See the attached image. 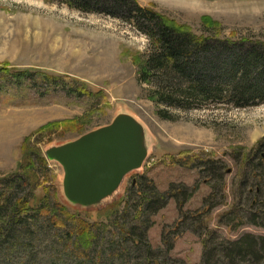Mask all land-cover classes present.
Instances as JSON below:
<instances>
[{
  "label": "rangeland",
  "instance_id": "374dc122",
  "mask_svg": "<svg viewBox=\"0 0 264 264\" xmlns=\"http://www.w3.org/2000/svg\"><path fill=\"white\" fill-rule=\"evenodd\" d=\"M136 1L197 35L264 41V0ZM148 49L146 36L119 19L81 13L56 0H0V67L25 70L32 76L15 82L0 74V180L19 163L36 161L31 150L44 156L48 147L106 125L118 113H128L144 127L148 156L97 208L124 193L127 197L125 191L141 175L161 191L171 182L183 184L188 190L185 196L192 192L190 200L181 213L175 201L168 200L152 217L148 242L170 264H201L205 243L224 247L244 235L264 237V225L253 224L248 212L246 194L254 179L245 177L250 164L244 161L250 155L251 162L260 159L256 150L264 138V103L186 112L157 104L149 98L150 85L138 79V63ZM43 75L57 82L49 84L41 79ZM71 80L85 84L91 95L67 91ZM46 161L47 170L37 177L35 199L47 192L67 203L63 169L56 161ZM207 162L217 167L213 177L204 172ZM135 190L127 200L128 220L135 216L132 206L140 199L139 188ZM125 211L126 203L120 215ZM90 214L94 217L93 211ZM186 214L189 217L184 218ZM163 237L173 242L168 253Z\"/></svg>",
  "mask_w": 264,
  "mask_h": 264
},
{
  "label": "trees",
  "instance_id": "16d2710c",
  "mask_svg": "<svg viewBox=\"0 0 264 264\" xmlns=\"http://www.w3.org/2000/svg\"><path fill=\"white\" fill-rule=\"evenodd\" d=\"M56 1L81 13L119 19L146 36L149 49L138 63V79L150 85L149 98L157 104L186 112L264 103V41L197 35L136 0ZM0 74L15 82L32 79L25 70L7 67H0ZM41 79L49 84L57 82L48 75ZM68 83L67 91L91 95L85 84L75 80ZM257 148L259 160L251 162V155L244 159L250 164L245 177L254 179L246 199L250 201L251 222L264 225L260 224L264 223V138ZM30 154H36L37 160L19 163L14 172L0 180V264H170L150 247L147 229L168 200L175 201L179 213L183 211L192 195L190 191L185 196L188 190L183 184L171 182L161 191L141 175L125 191L127 197L124 193L95 210H71L70 205L47 192L35 199L37 177L39 171L47 170V161L41 153L31 150ZM204 166V172L213 177L217 167L212 162ZM137 187L140 199L132 206L136 209L132 223L127 218L128 201ZM210 187L214 191L216 185ZM125 203L126 211L120 215ZM162 243L167 253L173 248V242L164 237ZM205 244L201 264H264V237L244 235L224 247Z\"/></svg>",
  "mask_w": 264,
  "mask_h": 264
},
{
  "label": "water",
  "instance_id": "95a60500",
  "mask_svg": "<svg viewBox=\"0 0 264 264\" xmlns=\"http://www.w3.org/2000/svg\"><path fill=\"white\" fill-rule=\"evenodd\" d=\"M44 156L63 169L66 202L91 210L112 197L127 174L144 165L148 156L144 127L134 116L121 112L106 125L48 147Z\"/></svg>",
  "mask_w": 264,
  "mask_h": 264
}]
</instances>
